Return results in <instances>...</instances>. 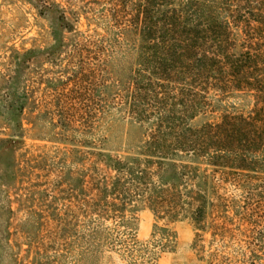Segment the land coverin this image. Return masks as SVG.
<instances>
[{
    "label": "rangeland",
    "instance_id": "obj_1",
    "mask_svg": "<svg viewBox=\"0 0 264 264\" xmlns=\"http://www.w3.org/2000/svg\"><path fill=\"white\" fill-rule=\"evenodd\" d=\"M48 1L66 18L54 41L29 0H0V85L15 75L12 56L43 51L20 70L22 137L0 155L15 173L4 185L0 264H81L101 221L106 248L124 254L111 264H264V0H166L180 18L205 16L208 5L220 13L225 53L203 72L187 57L162 70L151 54L152 65L136 67L126 34L142 0ZM235 49L249 61L238 90L228 71ZM178 139L200 164L178 163L160 182L164 164L145 154L167 159Z\"/></svg>",
    "mask_w": 264,
    "mask_h": 264
},
{
    "label": "trees",
    "instance_id": "obj_2",
    "mask_svg": "<svg viewBox=\"0 0 264 264\" xmlns=\"http://www.w3.org/2000/svg\"><path fill=\"white\" fill-rule=\"evenodd\" d=\"M188 1L192 0H179L174 3L178 6H183ZM217 3L218 0H210V5H217ZM170 4L173 3H169L166 0H142V4L138 6L136 15V24L138 26H135V29L131 28L126 34L128 43L132 45V49L135 51L134 63L136 67L137 63L152 65L151 57L148 58L147 56L151 54L153 61L156 60L162 70L169 69L170 62L180 63L183 67L186 57L191 58V60L193 59L196 62L197 69H200L201 72L219 69L221 58L219 59L218 57H221L225 52L224 48H222V27L218 10L214 11L211 9L213 7L208 5L209 8L205 16L200 13L198 17L187 15L184 18H180L176 10L169 14L168 8ZM203 17L206 20H203ZM176 27H180L179 30H176ZM64 30V27L54 29L52 35L58 37ZM181 38L184 40H181ZM179 41L187 43V49L184 51H192L191 55L185 56L181 54L183 51L179 50L181 48L178 45ZM203 47L207 49H203V52L199 56L196 53L193 54L194 49ZM52 48H47V51H50ZM40 52L43 51L27 50L21 54L12 56L10 63L12 69L15 70V75L2 77L0 85V124L7 129V133L4 137L0 138V155H3L5 150L15 145L22 137L20 116L25 107L26 96L22 92L23 76L20 74V70H22L23 65H26L28 61L36 57ZM143 56H145L144 59ZM242 57L245 58L244 53L235 49L231 55V60H229L228 71L235 90H238L240 87L238 83L249 75L247 66L249 61L244 60L246 65L241 64L240 60ZM136 72L138 73L139 70L136 69ZM183 135L185 136V134ZM142 149H145V146L142 145ZM195 149L193 145H188L185 140L178 139L175 144V153L173 156L167 157V159L166 156H161L155 152L144 154L146 157H153L164 164L159 179L160 182H167L172 181L176 176L178 163H187L195 167L200 164L198 158L202 157L201 154L190 155V152H194ZM104 153L103 161L111 166L114 160L113 151L108 150ZM7 164L5 167L0 166V203H2L0 204V209L5 214V218L0 222V244L7 243L8 240L7 222L9 218L8 214L10 213L9 203L5 198L7 196L3 195L6 192L4 185L5 183L8 184V181L12 180L15 176L12 165L10 163ZM101 220L105 221L104 218H101ZM87 237L89 246L81 251V264H111L109 261L113 260L114 255H124L119 249L106 248L108 244L111 245L113 243V239L105 223H102V221L96 223ZM133 251H135L133 248L128 250L127 256H133ZM137 251L140 250L138 249ZM2 252L0 249V260ZM62 255L65 256V254ZM149 261L148 264H152V257ZM11 263L16 264L15 259Z\"/></svg>",
    "mask_w": 264,
    "mask_h": 264
},
{
    "label": "flooded vegetation",
    "instance_id": "obj_3",
    "mask_svg": "<svg viewBox=\"0 0 264 264\" xmlns=\"http://www.w3.org/2000/svg\"><path fill=\"white\" fill-rule=\"evenodd\" d=\"M29 2L36 8L42 18L50 22L52 32L59 27H64V29L67 28V25H65L66 18L64 12L54 3L48 0H29ZM58 39V37L53 35V41Z\"/></svg>",
    "mask_w": 264,
    "mask_h": 264
}]
</instances>
